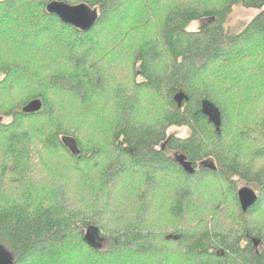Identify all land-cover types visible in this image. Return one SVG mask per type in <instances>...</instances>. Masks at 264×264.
<instances>
[{
    "label": "trees",
    "instance_id": "trees-1",
    "mask_svg": "<svg viewBox=\"0 0 264 264\" xmlns=\"http://www.w3.org/2000/svg\"><path fill=\"white\" fill-rule=\"evenodd\" d=\"M130 1L0 0V247L13 264H264V0H140L129 16ZM51 2L98 19L81 32ZM235 7L258 13L230 33ZM110 23L112 51L94 45ZM242 188L257 197L245 212Z\"/></svg>",
    "mask_w": 264,
    "mask_h": 264
},
{
    "label": "rangeland",
    "instance_id": "rangeland-1",
    "mask_svg": "<svg viewBox=\"0 0 264 264\" xmlns=\"http://www.w3.org/2000/svg\"><path fill=\"white\" fill-rule=\"evenodd\" d=\"M139 3H140V0H132V1H130V2H128V3H126L125 5H127V10H125L126 9V6H124L125 8H124V10H122V11H124V13L126 12V11H128V13L130 12V14H129V16L131 15V16H133V15H135V13H136V10L137 9H139ZM159 11H156L155 13L153 12L152 14V16L154 17V16H158L159 14ZM258 12L257 11H255V10H249V9H245V8H243V7H235L234 9H233V12L230 14V16L227 18V20H226V22H225V26H226V28H227V30L230 32V33H235V32H239L240 30H242L248 23H249V21L254 17V16H256V14H257ZM145 14L146 15H149L148 14V12H145ZM148 17V16H147ZM145 19V18H144ZM204 23V21H200V22H195V23H191L190 24V26H189V30L190 31H196L202 24ZM134 23H132V24H130L131 26L133 25ZM147 23H145V25H146ZM142 27V26H141ZM148 27V26H147ZM103 28H104V30H103V32H100V33H98V35H97V39H95V41H94V45H96V44H98L99 46H101V47H105L106 46V48H107V50H109V51H112V47L114 48V47H116L115 46V44L117 43L116 42V40L118 39V33H115L117 30L115 29V26L114 25H111V23L110 24H106V25H104L103 26ZM131 29H132V27H131ZM105 39V40H104ZM98 40V41H97ZM107 40V41H106ZM116 42V43H115ZM115 43V44H114ZM104 45V46H103ZM126 48V47H125ZM115 49V48H114ZM256 49L257 48H253V47H251L250 49H246V50H244V53L242 54V55H239L238 56V58H240L241 59V61H243V62H246L247 60H248V62H250V60H252V58H256ZM237 56V55H236ZM255 56V57H254ZM113 59V58H112ZM244 59H246L245 61H244ZM114 60V59H113ZM124 60V59H123ZM108 62L111 64L112 63V61H109V59H108ZM255 62V60L253 61V63ZM113 64V63H112ZM128 65H129V63H127ZM127 64H125V66L127 67V70L126 71H128L129 70V66H127ZM260 64H261V62H260ZM115 65V64H114ZM114 65H112V66H114ZM239 65V67L241 68L242 66L240 65V64H238ZM251 66H254V67H256V64H253V65H249V67H251ZM244 67V66H243ZM242 67V68H243ZM221 71L219 70V69H217V74L218 75H221V73H220ZM127 73V72H126ZM248 73V72H247ZM24 82V81H23ZM18 94H20V93H18ZM16 95V94H15ZM15 95L13 94V96H12V98H11V100L12 101H9L8 102V104L10 103V102H14V103H18V102H20V96H22L23 94H20L18 97L16 96L15 97ZM143 106H145V105H147V106H150V105H148V104H144L143 102L141 103ZM146 107V106H145ZM75 115H74V113H72V112H70V116L68 117V122H71V125L74 127L75 125H76V122H75ZM2 120H3V122H5V123H7L8 121H9V119L8 118H2ZM93 121H91V120H89V121H87V123L85 124V125H83V130L86 132V133H84L83 135L81 134V136H80V138H83V139H85V138H88V137H90V135H91V132H94V130L96 129V127L98 126V123H92ZM67 125V123L66 124H64V126L65 127H67L66 126ZM167 135L168 136H173V137H176V138H180V139H184L185 137H187V135H188V130H187V128H185V127H171L168 131H167ZM53 157H55V156H52V158ZM47 161H49V160H47ZM58 162H60V161H58ZM58 162H56V161H49L48 162V166L49 167H53L54 169V171L56 172L57 171V168H56V166L58 167L59 165H58ZM61 169H59V171H60ZM59 175L60 176H63L64 174H61V172L59 173ZM173 175V174H172ZM171 175V176H172ZM74 178H78V175H76V176H73ZM207 182H204V184H202V185H200V187H198V189H196L195 190V194L197 195H202L203 196V198H204V200H206L205 199V196H207L208 194H206V187H208L207 186ZM212 187H213V185H212ZM213 189H214V187H213ZM214 191V190H213ZM153 207H155L154 205L153 206H151L149 209H148V212H152V209L154 210V208ZM264 209V205L262 206V208H261V210H263ZM264 211V210H263ZM259 219H261V220H263V218L262 217H260ZM100 245V249H104V248H106L107 247V243L105 242V241H100V243H99ZM258 249H263L264 250V244H261L259 247H258ZM79 253H83L84 254V251L82 252V251H78ZM125 259V258H124ZM81 261H83V262H85L86 263V258H84L83 256L81 257V259H80ZM126 260V259H125ZM77 261H79V259H78V257L76 258V261H74V262H77ZM125 263V261H123L122 259H120V260H118V261H111V262H109V263H103V262H101V263H97V264H124ZM86 264H90V263H86ZM94 264H96V263H94ZM129 264H142L141 262H140V258L139 259H136V261L134 260L132 263H129ZM143 264H146V262H144Z\"/></svg>",
    "mask_w": 264,
    "mask_h": 264
},
{
    "label": "water",
    "instance_id": "water-1",
    "mask_svg": "<svg viewBox=\"0 0 264 264\" xmlns=\"http://www.w3.org/2000/svg\"><path fill=\"white\" fill-rule=\"evenodd\" d=\"M46 12L49 15L57 17L63 24L71 26L81 32H88L95 25L98 19L97 10L91 9L85 4L70 6L63 2H51L46 6ZM41 107L42 103L40 100H33L29 102L22 111L26 114H32L38 112ZM63 143L71 154L76 155L79 153L74 140L70 138H64ZM210 166H212V164H210ZM189 167L190 166H187L186 168ZM212 169L215 170L213 166ZM189 172L192 174L193 169H190ZM237 196L238 202L243 212L254 205L257 200L256 195L247 188L240 189ZM86 239L92 248L99 246V243L92 235L91 229L87 230ZM0 264H13L11 258L6 254L2 247H0Z\"/></svg>",
    "mask_w": 264,
    "mask_h": 264
},
{
    "label": "flooded vegetation",
    "instance_id": "flooded-vegetation-1",
    "mask_svg": "<svg viewBox=\"0 0 264 264\" xmlns=\"http://www.w3.org/2000/svg\"><path fill=\"white\" fill-rule=\"evenodd\" d=\"M202 165L203 166H207V165H209V163L208 162H203Z\"/></svg>",
    "mask_w": 264,
    "mask_h": 264
}]
</instances>
